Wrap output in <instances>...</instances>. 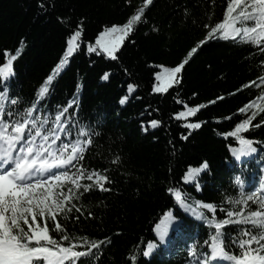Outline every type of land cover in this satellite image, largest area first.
I'll use <instances>...</instances> for the list:
<instances>
[{
	"label": "trees",
	"instance_id": "16d2710c",
	"mask_svg": "<svg viewBox=\"0 0 264 264\" xmlns=\"http://www.w3.org/2000/svg\"><path fill=\"white\" fill-rule=\"evenodd\" d=\"M228 2L153 0L145 7L144 0H0V64L19 51L13 76L8 81L0 78V90L7 92L6 107L10 99L28 102L21 107L36 101L41 115L54 118L75 99L79 107L73 104L69 113L100 133L82 163L89 170L107 169L110 183L105 187L110 190L83 192L79 201H72L79 212L73 209L67 221L57 217L70 237H76L70 242L81 245L77 250H83V239H111L99 255V264H130L133 251L135 264H191L193 244L211 258L214 226L182 208L167 188H179L185 203L209 217L210 210L194 202L216 204L220 220L226 218L220 210L222 202L230 209L229 197L255 191L263 179L264 99L260 98L264 97V84L259 78L264 77V45L244 40L241 33L227 41L219 37L207 40L189 55L210 28L223 20ZM140 8L143 16L116 52V60L89 52L88 43H94L106 28L127 23ZM251 23L238 21L236 26ZM78 30L80 47L54 77L48 94L39 98L40 87L64 58L68 40ZM184 61L179 83L164 93L154 92L156 73ZM105 73L107 80L102 79ZM130 84L136 91H128ZM125 96L128 99L121 104ZM245 106L249 107L240 112ZM189 108L197 109L191 119L201 123L200 129L189 130L185 120L178 118L179 112ZM253 113L252 126L241 135L253 139L258 151L237 159L231 149L241 146L226 133ZM152 119L161 123L152 128ZM182 134L188 139H181ZM203 161L208 162L209 170L196 181L184 182L188 167ZM249 204L252 210L258 207ZM169 211L175 219L167 240L161 242L155 224ZM46 223L50 235L59 240L53 221ZM241 227L251 226L223 229L224 250L229 255L240 254ZM148 242L157 247L150 257H144ZM210 262L233 264L229 260Z\"/></svg>",
	"mask_w": 264,
	"mask_h": 264
},
{
	"label": "snow or ice",
	"instance_id": "6c2138e0",
	"mask_svg": "<svg viewBox=\"0 0 264 264\" xmlns=\"http://www.w3.org/2000/svg\"><path fill=\"white\" fill-rule=\"evenodd\" d=\"M152 3L153 0H144L145 7ZM238 8L240 11L233 15ZM143 13V8L137 9L124 25H113L101 32L96 41L99 49L116 60L117 50L133 30L134 23L141 20ZM238 21L241 25H246L249 21L252 23L251 26L237 27ZM205 27L207 28L208 25ZM241 33L244 40L255 45H264V0H229L223 20L210 28L207 32V40L219 37L227 41L240 36ZM80 36L81 32L78 30L69 38L65 56L56 65L53 74L48 75L43 86L40 87L37 93L39 98H44L48 94V86L67 63L68 57L79 46L76 42ZM207 40H200L199 44L191 49L189 55L196 53L200 46L207 43ZM88 50L97 51L93 47H89ZM18 55L19 51L17 55H9L7 61L0 64V78L4 81H8L13 76V62ZM185 63L187 61L171 69H165L163 75L157 72V80H162L163 83H158L153 91L163 93L178 84ZM108 78V73L102 77L103 80ZM259 80L264 84V77H260ZM134 87L130 84L128 91L132 92ZM6 99L7 92L0 90V264H93L94 260L99 264V255L112 243L111 239L107 237L99 240L83 239V250H77L81 245L70 242L76 237H70L62 224L57 221V217L62 216L67 221L73 209L79 212L80 209L72 201H79L83 192L93 189L101 192L110 190L105 187L110 183V177L106 174L107 169L104 172L89 170L82 163L86 152L94 143V138L99 137L100 133L94 126L80 123L69 113V108L73 104L79 107L75 99L69 101L67 107L58 110L54 118L41 115L36 101H32L27 107H21L22 103L28 102L19 98L10 99L6 107ZM127 99L128 97L125 96L120 103L124 104ZM249 106L240 109V112H245ZM196 111L197 109L189 108L187 111L179 112L177 116L190 117ZM261 111H264V108ZM255 115L256 113H253L252 116L236 124L234 131L226 133L234 137L241 146L231 149L237 159L241 154H253L258 151L257 147L253 146V139H246L241 135L252 126L251 122ZM149 123L152 128H156L161 121L152 119ZM184 126L189 130H195L200 129L202 125L196 122ZM181 139L187 140L188 136L182 134ZM206 170H209L207 161L195 167L189 166L182 180L196 181L199 174ZM83 180L90 183H82ZM236 180L239 181V177H236ZM196 188L198 191L201 190L199 183L196 184ZM262 189L264 184L247 194L241 191L238 198L229 197L226 203L232 206L230 209L224 208L222 202L220 210L226 213V218L220 220L216 218V204L194 202L203 209L210 210L209 217L205 212L193 209L190 204L185 203L186 197H182L179 188L168 187L167 191L174 195L175 201L182 208L193 211L197 217L207 219L208 225L214 226L211 259L225 257L233 264H264V195H259ZM250 201L258 205L255 210H252ZM49 219L53 221L60 235L59 240L54 239L49 233L46 223ZM174 219L175 216L169 211L155 224V232L161 242L168 235ZM229 225L251 226L241 227L239 233L241 238L238 240L239 255H229L224 250L223 229ZM235 239L236 237H233V240ZM156 247L154 242H148L142 255L150 257ZM189 256L192 257L191 264H211L209 255L199 251L196 244L190 247ZM128 260L130 264H135L137 261L135 251Z\"/></svg>",
	"mask_w": 264,
	"mask_h": 264
},
{
	"label": "rangeland",
	"instance_id": "374dc122",
	"mask_svg": "<svg viewBox=\"0 0 264 264\" xmlns=\"http://www.w3.org/2000/svg\"><path fill=\"white\" fill-rule=\"evenodd\" d=\"M122 25H124V24H122ZM122 25H117V26H122ZM205 40H207V37L205 38ZM97 41V40H96ZM96 41L94 42V43H88V49H89V47H93V48H96L97 49V51H94V52H91V53H97V54H104L106 57H108L103 51H101L100 49H99V47H98V45L96 44ZM79 46L75 49V51L68 57V59H70L74 54H75V52L77 51V49L80 47V37H79V39H78V41L76 42ZM122 46V45H121ZM68 48V47H67ZM121 48V47H120ZM119 48V49H120ZM118 49V50H119ZM117 50V51H118ZM64 56H65V54H64ZM108 58H110V57H108ZM67 64H68V60H67V63L60 69V71H59V73H61L65 68H66V66H67ZM56 68V67H55ZM54 68V69H55ZM171 68H173V67H171ZM171 68H163L159 73H161L162 75L164 74V72H165V69H171ZM183 70V69H182ZM182 73V72H181ZM181 75V74H180ZM179 79H180V77H179ZM158 83H163V81L162 80H160V81H158L157 80V82H156V84H155V86L158 84ZM169 89V88H168ZM134 91H136V87H134V89H133V91L132 92H134ZM132 92H130V93H132ZM157 93V92H156ZM164 93V92H163ZM128 97V96H127ZM127 101V100H126ZM125 101V102H126ZM194 116V115H193ZM193 116H190V117H185V118H180V119H183V120H185V125L187 124V123H196V121L194 120V119H191ZM261 184H264V180L261 182ZM260 184V185H261ZM260 194H262V195H264V189H262L261 190V193ZM171 227V226H170ZM157 235V234H156ZM158 236V235H157ZM159 238V237H158ZM167 240V236L165 237V240L163 241V242H165ZM170 248V247H169ZM216 258H219V257H216Z\"/></svg>",
	"mask_w": 264,
	"mask_h": 264
}]
</instances>
